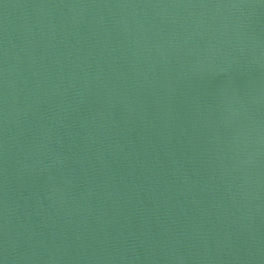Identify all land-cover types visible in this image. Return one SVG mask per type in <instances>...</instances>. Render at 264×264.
I'll list each match as a JSON object with an SVG mask.
<instances>
[{"label": "water", "instance_id": "water-1", "mask_svg": "<svg viewBox=\"0 0 264 264\" xmlns=\"http://www.w3.org/2000/svg\"><path fill=\"white\" fill-rule=\"evenodd\" d=\"M0 264H264V0H0Z\"/></svg>", "mask_w": 264, "mask_h": 264}]
</instances>
